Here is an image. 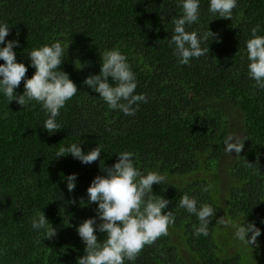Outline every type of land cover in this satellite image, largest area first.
Wrapping results in <instances>:
<instances>
[{
    "label": "trees",
    "instance_id": "16d2710c",
    "mask_svg": "<svg viewBox=\"0 0 264 264\" xmlns=\"http://www.w3.org/2000/svg\"><path fill=\"white\" fill-rule=\"evenodd\" d=\"M181 3L0 0V25L6 24L10 33L5 44L19 41L14 51L17 62L28 68L26 79L36 71L28 53L59 41L64 49L59 70L78 88L56 118L61 130L52 134L43 128L48 115L40 103L23 108L0 92V264H77L85 255L77 227L95 217L98 207L88 202L87 188L125 151L134 153V166L144 175L166 177L152 186L149 197L169 200L162 211L175 217L167 236L125 264H186L173 237L182 240L198 264H237L236 244L252 245L217 224L221 217L238 226L254 223L261 230L257 239L264 240V90L248 76L246 50L252 27L259 24L257 34L264 36V0H237L231 20L213 15L210 0H199L198 20L186 31L217 35L202 41L209 52L188 65L180 64L174 45L169 46L174 20L183 14ZM113 49L126 56L135 74L134 94L148 98L134 116L110 109L83 83L99 74L103 53ZM109 83H114L110 77ZM23 92L22 81L15 94ZM237 138L244 140L239 156L226 151V142ZM72 144L84 153L99 145L100 159L83 164L71 154L56 157ZM231 155L225 166L224 158ZM71 174L77 179L69 192L66 177ZM225 174L231 181L222 185ZM184 195L194 198L198 208H215L208 236L193 234L199 220L179 206ZM41 214L47 227L55 228V237L46 239L43 230L32 229V219ZM96 235L105 238L99 231Z\"/></svg>",
    "mask_w": 264,
    "mask_h": 264
},
{
    "label": "clouds",
    "instance_id": "9594fccd",
    "mask_svg": "<svg viewBox=\"0 0 264 264\" xmlns=\"http://www.w3.org/2000/svg\"><path fill=\"white\" fill-rule=\"evenodd\" d=\"M180 6L183 14L174 20L169 46L174 45L173 54L179 58V63L188 65L191 59L200 58L209 52V47L204 49L201 43L208 42L210 37L217 34L209 30L198 37L195 31H186V25L198 20L199 0H182ZM236 6L237 0H210L208 10L219 18L231 20ZM259 31V24L252 27V38L246 41L248 76L255 81V86L264 90V36L258 35ZM9 34V27L0 25V45H5L0 47V60L4 61L0 64V92L9 103L15 100L23 108L31 101L40 103L48 115L43 128L50 134L56 133L61 130L56 122L60 110L78 91L68 74L59 70L64 49L57 41L51 46L45 45L28 53L31 67L36 71L31 78L26 79L28 68L17 62L14 51L19 41L11 40L5 44ZM109 77L114 83H109ZM22 81L24 92L16 95L15 89ZM83 83L98 93L110 109H119L126 116H134L139 104L148 102L146 94H134L137 88L135 74L126 56L117 49L104 52L99 74L90 75ZM231 140L232 137H229ZM243 147L244 140L239 138L235 142H226V151L230 154L234 151L239 156ZM101 152L99 145L84 153L79 145L72 144L60 148L56 157L71 154L83 164H91L100 159ZM133 156L134 153L128 151L119 153L114 165L103 168L106 175L96 176L87 188L88 202L98 207L95 217L86 219L77 227L78 235L85 244V255L78 258L77 264H125V260L135 261L145 246H151L161 236H167L169 226L175 223L172 211H162L170 201L163 197L157 200L149 197L152 186L162 184L166 177L156 172L144 175L134 166ZM249 165L252 166L251 163ZM66 179L67 189L72 192L76 187L77 174L68 175ZM179 206L198 218L199 227L193 226V234L208 236L215 208L208 204L198 208L197 201L188 195L181 197ZM97 220L100 222L97 223ZM48 224L45 215L41 214L32 219L31 226L33 230H43L46 239H51L57 232L55 228L47 227ZM217 224L231 225L235 228V237L247 246L257 245V238L261 235V230L254 223L238 226L221 217ZM97 231L105 234L103 241L98 240ZM248 233H251L250 239H246Z\"/></svg>",
    "mask_w": 264,
    "mask_h": 264
},
{
    "label": "rangeland",
    "instance_id": "374dc122",
    "mask_svg": "<svg viewBox=\"0 0 264 264\" xmlns=\"http://www.w3.org/2000/svg\"><path fill=\"white\" fill-rule=\"evenodd\" d=\"M225 154H227L226 151H225ZM231 157L232 155L230 157L227 156L224 158L223 164L225 166L229 164ZM220 180L222 182V185L228 184L231 181L230 175L225 174V176L222 177ZM225 220L227 221L226 218ZM221 226H225V224ZM227 226L232 231H235V228H233L231 225H227ZM224 235H225L227 242L230 243L231 239L229 238L230 236L229 232L225 231ZM173 239L177 242V245H181V252L184 256L185 263L186 264H196L197 261H195L196 263L192 261V259L194 260V258L193 256L189 254L188 250L184 246V243H182V240L178 237H173ZM233 244L234 243L232 244L230 243L229 245H233ZM257 245H252L251 247L240 248V246L236 244V249H237L236 252H238V255H239V261L237 264H258L262 262V260H264V240L257 239ZM232 249H233L232 247H228V251H232Z\"/></svg>",
    "mask_w": 264,
    "mask_h": 264
}]
</instances>
